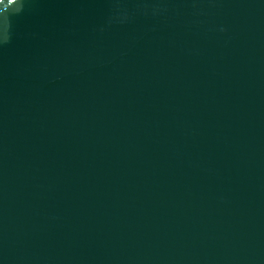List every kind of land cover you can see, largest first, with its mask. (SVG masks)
I'll return each mask as SVG.
<instances>
[{
    "label": "water",
    "instance_id": "95a60500",
    "mask_svg": "<svg viewBox=\"0 0 264 264\" xmlns=\"http://www.w3.org/2000/svg\"><path fill=\"white\" fill-rule=\"evenodd\" d=\"M0 264H264V0H0Z\"/></svg>",
    "mask_w": 264,
    "mask_h": 264
}]
</instances>
